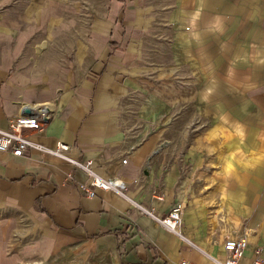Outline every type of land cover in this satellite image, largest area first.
Masks as SVG:
<instances>
[{"label": "crops", "instance_id": "crops-1", "mask_svg": "<svg viewBox=\"0 0 264 264\" xmlns=\"http://www.w3.org/2000/svg\"><path fill=\"white\" fill-rule=\"evenodd\" d=\"M22 1L1 0L0 128L8 129L23 107L44 104L52 118L33 141L69 145L71 157L92 160L102 178L118 175L127 190L123 197L98 189L89 198L83 186L90 177L75 165L38 149L21 157L0 152V264L25 256L39 264H212L210 256L225 258L226 239L242 236L248 249L240 264H253L256 249L264 248V222L248 216L255 210L243 199L255 193L250 184L234 176L225 185L218 170L192 163L189 145L162 142L174 126L153 124L155 114L142 103L157 79L140 61L142 0H124L135 4L124 15L113 5L118 0L102 2L98 18L90 15L80 31L64 0ZM208 3L179 0L178 7L190 15L193 6L201 22L200 7ZM214 17L222 18L218 9ZM262 146L257 160L248 156V172L255 162L264 166ZM136 203L158 217L181 203L183 238ZM16 238L29 256L9 253Z\"/></svg>", "mask_w": 264, "mask_h": 264}, {"label": "rangeland", "instance_id": "rangeland-1", "mask_svg": "<svg viewBox=\"0 0 264 264\" xmlns=\"http://www.w3.org/2000/svg\"><path fill=\"white\" fill-rule=\"evenodd\" d=\"M115 1L64 0L79 31L86 28L90 15L98 18L102 2ZM178 1H141L146 24L139 37L140 61L157 77L150 85L154 94L149 86L142 92V103L148 101L155 114L153 124L174 126L173 134H161L162 142L189 145L192 163L199 164L200 170H218L225 185L234 176L246 187L250 184L255 193L243 199L255 210L248 216L262 224L264 181L259 180L264 179V166L255 162L248 172L247 159L257 160L264 145V85L260 84L264 81V0H253V4L252 0H211L210 5L200 7L201 22L193 6V14H183ZM22 2L15 0L19 5ZM118 2L113 5H118L121 15L135 8L124 0ZM214 3L221 5L215 8ZM1 4L0 0V11L6 7ZM215 9L222 14L219 20ZM215 142L221 148H215ZM252 146L253 150L248 149ZM28 252L22 239H14L9 253L20 257ZM20 260L18 264H39L31 256Z\"/></svg>", "mask_w": 264, "mask_h": 264}, {"label": "built area", "instance_id": "built-area-1", "mask_svg": "<svg viewBox=\"0 0 264 264\" xmlns=\"http://www.w3.org/2000/svg\"><path fill=\"white\" fill-rule=\"evenodd\" d=\"M52 118L50 109L44 104L23 107L22 114L10 119L8 129L0 128V152H10L13 156L21 157L30 149H38L44 153L57 156L77 168L83 170L90 177L89 185H84V192L89 198L96 196V190H111L126 197L127 185L119 179L118 175L111 178H102L94 169L92 160H81L71 157L68 153L70 146L58 143L55 148L46 147L33 141L35 134L43 132ZM127 163L123 159V165ZM138 209L144 214L155 219L164 229L183 238V205L176 203L170 212L164 217H158L152 211L136 203ZM225 258L219 259L210 256L212 264H240L248 249V241L245 236L228 238L223 244ZM180 264H192L182 261ZM253 264H264V248L255 251Z\"/></svg>", "mask_w": 264, "mask_h": 264}]
</instances>
